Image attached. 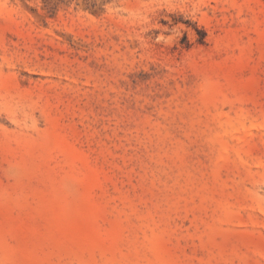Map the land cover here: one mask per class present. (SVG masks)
<instances>
[{
	"label": "rangeland",
	"instance_id": "1",
	"mask_svg": "<svg viewBox=\"0 0 264 264\" xmlns=\"http://www.w3.org/2000/svg\"><path fill=\"white\" fill-rule=\"evenodd\" d=\"M0 264H264V0H0Z\"/></svg>",
	"mask_w": 264,
	"mask_h": 264
}]
</instances>
